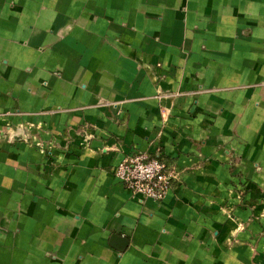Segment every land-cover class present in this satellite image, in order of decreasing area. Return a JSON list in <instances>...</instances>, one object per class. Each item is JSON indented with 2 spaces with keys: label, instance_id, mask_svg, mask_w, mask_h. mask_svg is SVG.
I'll return each mask as SVG.
<instances>
[{
  "label": "crops",
  "instance_id": "0c3cea01",
  "mask_svg": "<svg viewBox=\"0 0 264 264\" xmlns=\"http://www.w3.org/2000/svg\"><path fill=\"white\" fill-rule=\"evenodd\" d=\"M0 264H264V0H0Z\"/></svg>",
  "mask_w": 264,
  "mask_h": 264
},
{
  "label": "built area",
  "instance_id": "2783aa9c",
  "mask_svg": "<svg viewBox=\"0 0 264 264\" xmlns=\"http://www.w3.org/2000/svg\"><path fill=\"white\" fill-rule=\"evenodd\" d=\"M161 148L153 152L135 151L124 156L114 167V177L132 195L162 200L176 177L171 167L161 159Z\"/></svg>",
  "mask_w": 264,
  "mask_h": 264
},
{
  "label": "water",
  "instance_id": "95a60500",
  "mask_svg": "<svg viewBox=\"0 0 264 264\" xmlns=\"http://www.w3.org/2000/svg\"><path fill=\"white\" fill-rule=\"evenodd\" d=\"M110 244L118 251H123L127 245V239L120 235L114 234L110 237Z\"/></svg>",
  "mask_w": 264,
  "mask_h": 264
},
{
  "label": "trees",
  "instance_id": "16d2710c",
  "mask_svg": "<svg viewBox=\"0 0 264 264\" xmlns=\"http://www.w3.org/2000/svg\"><path fill=\"white\" fill-rule=\"evenodd\" d=\"M161 159L165 162V160L162 158V156H161ZM165 163H166V166L169 168L170 167L169 164L167 162H165Z\"/></svg>",
  "mask_w": 264,
  "mask_h": 264
}]
</instances>
